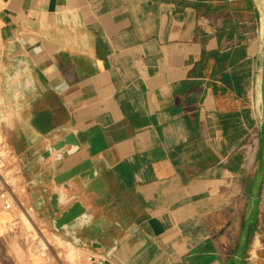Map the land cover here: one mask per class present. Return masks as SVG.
I'll use <instances>...</instances> for the list:
<instances>
[{
  "label": "crops",
  "instance_id": "1",
  "mask_svg": "<svg viewBox=\"0 0 264 264\" xmlns=\"http://www.w3.org/2000/svg\"><path fill=\"white\" fill-rule=\"evenodd\" d=\"M263 52L256 0H0V134L20 204L0 206V264H57L33 260L23 215L38 238L78 236L73 264H264ZM68 135L70 156L43 158ZM84 162L92 178L55 187ZM54 192L86 221L54 231Z\"/></svg>",
  "mask_w": 264,
  "mask_h": 264
},
{
  "label": "water",
  "instance_id": "2",
  "mask_svg": "<svg viewBox=\"0 0 264 264\" xmlns=\"http://www.w3.org/2000/svg\"><path fill=\"white\" fill-rule=\"evenodd\" d=\"M264 6V0H262ZM260 100H261V111L264 120V52L261 72V87H260ZM66 147H70L68 150H64ZM77 147V143L73 140L71 135L66 136L60 142L51 146L49 150L45 152L43 158H51L52 154H56L55 162L59 163L66 159L72 154V151ZM93 177V170L89 162L76 165L68 171L59 174L54 178V185L60 190H68L67 182L74 178L90 179ZM70 200L62 195L61 192H54L50 197V206L52 207L56 218L52 222L53 230L56 232L66 230L74 222L80 221L85 222L88 218L82 206L76 202L71 206ZM63 209V211H62ZM71 246L73 250H77L81 245V240L78 236H70Z\"/></svg>",
  "mask_w": 264,
  "mask_h": 264
},
{
  "label": "rangeland",
  "instance_id": "3",
  "mask_svg": "<svg viewBox=\"0 0 264 264\" xmlns=\"http://www.w3.org/2000/svg\"><path fill=\"white\" fill-rule=\"evenodd\" d=\"M256 2H257V4H259V6L262 9V23L264 26V9H263V6L261 5L262 2H260V0H256ZM0 162L3 164V165L0 164V174H1V176L7 175V181H8L7 184H5L4 182H2L3 180L0 179V191H2V190L5 191L7 189L14 191L15 179L12 175V169L16 166V162L10 157V154L8 152L7 147L5 146L3 141L1 140V134H0ZM259 165H260L259 166L260 170L258 172V176H259L261 184H262L261 190L259 193V201H260V199H262L261 200L262 202L260 201L259 209L257 212V213H259L260 218H259V224H258L259 227H258L256 234L261 236V241H262V244L264 245V163H263V156H262V149L261 148L259 149ZM2 205L3 204L0 201L1 208H2ZM13 209H16V207H14ZM27 215L29 217V216H31V213L29 212ZM21 219H23L22 221H25L23 223L28 228L27 231L29 233V236H25V237L27 238L26 241L30 244L29 245L30 246L29 249L31 250L30 252L35 253V256L33 257V259L36 258L35 261L42 260V258L45 255L46 257L54 258L56 260L57 264H73V263H70L67 261L68 260L69 245L65 244V243H62L61 245L58 244L59 239H57L54 236H48V235H46V233H42V234L44 235L45 240L49 241L50 245L48 246V248L43 253L38 254L37 247L39 246V242H40L39 238H38L39 236H36V233L34 232L32 225H30V223L26 220L24 215ZM29 226H31V227H29ZM29 228H31V229H29ZM50 238H54V241H51ZM71 249H73V248H71ZM74 251L78 254V252H77L78 250H74ZM78 258H79V254H78ZM78 258L76 259L77 261H78ZM77 261L75 263H77Z\"/></svg>",
  "mask_w": 264,
  "mask_h": 264
},
{
  "label": "bare ground",
  "instance_id": "4",
  "mask_svg": "<svg viewBox=\"0 0 264 264\" xmlns=\"http://www.w3.org/2000/svg\"><path fill=\"white\" fill-rule=\"evenodd\" d=\"M262 1V0H261ZM262 58H263V55H262ZM262 70V69H261ZM260 106H261V100H260ZM0 164H2L1 162H0ZM3 165V164H2ZM2 167V166H1ZM4 170V169H3ZM0 179H2L3 181L2 182H4L5 184H7V175H2L1 176V174H0ZM3 183V184H4ZM2 184V183H1ZM26 214V213H25ZM22 217V216H21ZM29 218L30 219H32V214H31V216H29ZM34 219H35V217H34ZM13 220V219H12ZM23 220V219H22ZM33 220V219H32ZM31 220V221H32ZM23 222H25V221H23ZM27 223V222H26ZM28 225V224H27ZM31 225V224H30ZM29 227H31V226H29ZM27 228V227H26ZM28 229V228H27ZM29 229H31V228H29ZM39 251H38V254H41V253H43L47 248H48V246L50 245V243H49V241L48 240H45V238H39ZM62 243H64V242H62V241H59L58 240V244H62ZM66 244V243H65ZM69 245V252H68V262H70V263H75L77 260V258H78V254L73 250V249H71L72 247L70 246V244H68ZM37 254V255H38ZM36 258H34L33 260H35Z\"/></svg>",
  "mask_w": 264,
  "mask_h": 264
},
{
  "label": "built area",
  "instance_id": "5",
  "mask_svg": "<svg viewBox=\"0 0 264 264\" xmlns=\"http://www.w3.org/2000/svg\"><path fill=\"white\" fill-rule=\"evenodd\" d=\"M0 201L2 202V209L5 211H10L13 207L15 206H20V204H18V202L16 201L15 197H14V193L12 190L7 189L5 191H0ZM37 247V246H36ZM38 251H39V246L37 247ZM91 259H87L86 263L84 264H88V262ZM100 264V263H99Z\"/></svg>",
  "mask_w": 264,
  "mask_h": 264
}]
</instances>
